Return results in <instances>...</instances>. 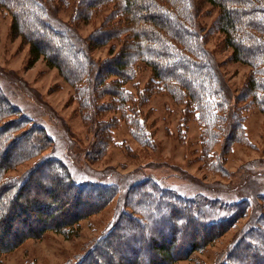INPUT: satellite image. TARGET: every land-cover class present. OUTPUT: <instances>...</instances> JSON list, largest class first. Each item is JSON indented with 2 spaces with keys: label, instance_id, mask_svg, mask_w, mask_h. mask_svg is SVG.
<instances>
[{
  "label": "rangeland",
  "instance_id": "374dc122",
  "mask_svg": "<svg viewBox=\"0 0 264 264\" xmlns=\"http://www.w3.org/2000/svg\"><path fill=\"white\" fill-rule=\"evenodd\" d=\"M50 1L56 14L70 21L90 44L92 58L100 69L99 87L95 101L91 100L87 92V79L84 78L79 84L72 82L66 73L75 65H66V70L57 61H63L59 55L57 59H50L58 67L45 58L30 65V37L14 31L13 13L0 5L1 95L25 116L32 118L35 125L42 126L53 139V143L45 142L44 136L35 132L33 137L24 136L15 142L9 151L15 160L26 156V149L18 154L24 145L29 149L28 145L31 144L38 149L16 165L9 172L10 177L24 178L45 157L55 156L70 165L74 178L78 180L83 179L84 171L112 173L107 181L119 182L123 188L122 195L131 183L146 176L154 177L162 187L173 189L181 196H208L218 203L203 205L211 221L218 222L231 215L235 209L234 202L241 196H250L256 206L263 203L260 197L264 194V108L258 104L251 91L252 64L237 60L236 48L227 43L226 35L218 29L219 7L203 3L196 16L203 34L202 42L214 55L215 68L220 72L219 81L225 84L228 96V101L223 104L225 106L218 110L216 107L207 115L199 112L187 97L178 99L165 89L164 84L155 79L153 67L145 61L133 60L130 66L133 77L123 87L120 86L122 75L116 72V64L121 54L135 44L132 31L138 30L139 26L131 24L122 14L111 21L113 6H101L88 15L83 12L85 7L81 5V0ZM234 12L241 22L249 19L259 21L264 17L259 13L241 18L239 11ZM164 15L163 19L166 18ZM108 37L112 39L108 40ZM73 42L79 46L75 37ZM235 42V46H239L238 39ZM60 45L57 39L52 43V46ZM52 46L49 45V48ZM95 68V64L89 63L88 73ZM120 90L129 94V100L124 105H120L116 94ZM93 102L97 110H101L97 116H93ZM230 110L235 113L237 127L220 160L223 148L221 118ZM11 119L13 116L6 121ZM206 125H210V128ZM27 130L28 126L15 134L21 135ZM209 132L212 138L208 137ZM141 135L146 138L143 139ZM90 146L92 151L87 156L88 162L85 155ZM0 161L4 165L8 160L2 157ZM221 163L223 168L220 167ZM80 167L82 169L79 171ZM33 173L32 178L40 177L45 184L53 178L47 168H40ZM130 173L125 180H118V175ZM246 173L251 176L246 186L241 188L240 183L244 181ZM34 191V188H30L26 194L34 195ZM40 191L36 192L37 195L45 199L52 193L64 202H68L70 196L73 197L69 189L64 188H55L53 192ZM123 198L116 197L107 207L84 213L80 222L69 227V233L50 229L39 238L26 239L14 251L2 255L1 260L4 264L77 262L107 228L112 227L120 209L137 213ZM246 213L232 226L227 223L223 228H215L214 233L219 235L209 246L175 264H220L221 255L236 237L254 224V210L250 209ZM179 215L183 217L186 213L181 212ZM61 218L64 216L61 215ZM51 223L57 225V220ZM35 225L40 226L38 223ZM203 236L201 231L196 234L198 239ZM205 238L211 240V236ZM244 248L245 245L241 246L237 252Z\"/></svg>",
  "mask_w": 264,
  "mask_h": 264
},
{
  "label": "trees",
  "instance_id": "16d2710c",
  "mask_svg": "<svg viewBox=\"0 0 264 264\" xmlns=\"http://www.w3.org/2000/svg\"><path fill=\"white\" fill-rule=\"evenodd\" d=\"M203 3L221 9L218 29L226 35L227 43L236 48V56L239 57L237 60L242 59L252 64L251 91L258 104L264 108V17L259 21L249 19L241 22L234 12L239 11L241 18L259 13L264 15V0H81L85 14L89 15L101 6H113L111 21L122 14L131 24L139 26L138 30L132 31L135 44L121 54L116 64V72L122 75L121 87L133 77L132 71L130 72L133 60L145 61L153 67L155 79L163 83L165 89L178 99L187 97L199 112L208 115L216 107L218 110L225 106L223 104L228 101V96L225 84L219 81L220 72L215 68L214 55L202 42L203 34L196 20ZM0 5L13 13L14 31L30 37L28 63L34 65L45 58L53 64L50 59L61 56L63 61H57L66 70V65H75V68L67 70V76L75 84L82 83L86 78L87 92L91 100L95 101L100 69L92 58L90 44L70 21L56 14L51 1L0 0ZM163 13L166 15L165 19ZM73 37L79 42V46L75 45ZM56 39L61 42L59 47L52 46ZM236 39L240 42L239 46H235ZM49 45L52 47L49 48ZM89 63L97 67L90 73L87 71ZM1 93L0 90V141L6 143H0V160L4 157L8 161L4 165L0 163V264H4L2 255L14 251L26 239L39 238L50 229L69 233V227L80 222L84 213L107 207L116 197H125L123 199L137 213H127L120 209L112 227L107 228L90 250L72 264H175L209 246L219 235L214 233L215 228H223L227 223L232 226L250 209L255 212L254 224L236 237L234 243L221 255L220 264H264V194L260 197L263 203L258 206L254 205L250 196L237 198L234 202L235 209L231 207L234 212L217 222L208 220L210 217L203 210V205H217L216 201L205 195L195 198L181 196L173 189L162 187L154 177L145 176L131 183L122 195L123 188L119 182L107 181L112 173L95 174L84 171L83 179L78 180L74 178L70 165L55 156L45 157L33 170L49 169L53 178L48 184L42 182L40 177L32 178L33 171L24 178L10 177L9 172L24 162L29 153H35L38 149L31 144L28 145L29 149L24 145L18 154L27 150L26 156L15 160L9 153L15 142L24 136L33 137L35 132L43 135L45 142L53 143V139L42 126L35 125L32 118L9 104ZM116 94L120 105L128 102L127 92L120 90ZM91 107L95 112L93 116H97L101 110H97L94 102ZM10 116L13 119L6 121ZM138 122L135 124L139 125ZM26 126V133L15 134ZM206 126L210 128V125ZM236 127L235 113L230 110L221 118L223 148L220 160ZM208 134L212 138L211 133ZM142 137L146 138L145 135ZM91 146L86 151L87 161V156L92 151ZM220 167L223 168L222 163ZM81 169L78 168L79 171ZM130 175L131 173L118 175V180H125ZM250 176V173L245 174L244 181L240 183L241 188L246 186ZM30 188H34V195L26 194ZM55 188L69 189L73 197L70 196L68 202H64L53 193L46 199L36 193L40 190L53 192ZM92 206L95 207L91 208ZM181 212L186 215L180 216ZM53 220H57V225L51 223ZM37 223L40 226L37 227ZM199 231L204 234L202 239L196 237ZM206 236H211V240H206ZM244 245L245 248L237 252Z\"/></svg>",
  "mask_w": 264,
  "mask_h": 264
}]
</instances>
